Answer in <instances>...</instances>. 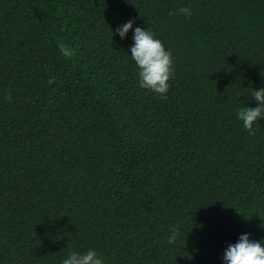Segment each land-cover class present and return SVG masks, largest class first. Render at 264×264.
Returning <instances> with one entry per match:
<instances>
[{
  "label": "trees",
  "instance_id": "1",
  "mask_svg": "<svg viewBox=\"0 0 264 264\" xmlns=\"http://www.w3.org/2000/svg\"><path fill=\"white\" fill-rule=\"evenodd\" d=\"M129 19L172 53L166 98ZM261 87L264 0H0V264H223L264 238V119L235 116Z\"/></svg>",
  "mask_w": 264,
  "mask_h": 264
},
{
  "label": "clouds",
  "instance_id": "2",
  "mask_svg": "<svg viewBox=\"0 0 264 264\" xmlns=\"http://www.w3.org/2000/svg\"><path fill=\"white\" fill-rule=\"evenodd\" d=\"M179 12L191 17V6L182 7ZM114 31L121 40L127 39L128 33L132 32L129 56L136 66L139 86L166 98L169 91L168 82L174 75L171 51L164 47L163 42L156 38L150 29L134 27V21L131 19ZM58 47L62 56L70 58L74 55V49L67 44L60 43ZM51 82L50 80L49 83ZM252 97L256 102L255 107L245 105L235 112L236 119L250 134L253 126L259 124L258 119H264V87L253 89ZM178 236L179 228L173 226L167 236V242L174 244ZM222 261L223 264H264V238L257 241L250 239L248 233L241 234L237 242L228 244L225 248ZM61 264H105V260L95 249L89 248L83 252H69Z\"/></svg>",
  "mask_w": 264,
  "mask_h": 264
}]
</instances>
